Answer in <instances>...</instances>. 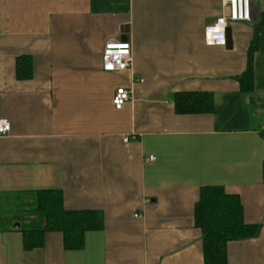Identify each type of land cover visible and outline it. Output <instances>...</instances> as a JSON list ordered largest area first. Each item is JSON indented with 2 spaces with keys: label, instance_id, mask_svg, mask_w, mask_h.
<instances>
[{
  "label": "crops",
  "instance_id": "0c3cea01",
  "mask_svg": "<svg viewBox=\"0 0 264 264\" xmlns=\"http://www.w3.org/2000/svg\"><path fill=\"white\" fill-rule=\"evenodd\" d=\"M223 14L220 0H0V264H203L194 206L206 186L238 196L260 227L227 243V264H264V0L228 45H206ZM109 40L130 43L128 71L102 70ZM18 57L31 59L28 80ZM118 88L131 99L115 110ZM182 93L211 94L213 111L176 114ZM41 190L61 191L67 211H99L102 230L81 250L60 233L25 250L21 231L43 220L23 211Z\"/></svg>",
  "mask_w": 264,
  "mask_h": 264
},
{
  "label": "trees",
  "instance_id": "16d2710c",
  "mask_svg": "<svg viewBox=\"0 0 264 264\" xmlns=\"http://www.w3.org/2000/svg\"><path fill=\"white\" fill-rule=\"evenodd\" d=\"M264 23V16L261 20ZM257 48V28L247 53L244 72L237 78L240 91L248 93L253 84V53ZM16 78L28 80L32 77V63L28 57L16 59ZM174 109L178 115L207 114L213 111V99L209 93H182L174 96ZM264 176V164H263ZM37 216L43 226L24 229L22 244L25 250L42 245L45 233H60L64 250H81L88 232L103 228V217L99 211H67L63 207V196L59 190H41L33 193V201L23 214ZM194 225L201 232L203 264H227L226 245L230 241L252 239L259 235L260 227L244 222L241 201L236 195H228L219 186L200 189L194 206Z\"/></svg>",
  "mask_w": 264,
  "mask_h": 264
},
{
  "label": "built area",
  "instance_id": "2783aa9c",
  "mask_svg": "<svg viewBox=\"0 0 264 264\" xmlns=\"http://www.w3.org/2000/svg\"><path fill=\"white\" fill-rule=\"evenodd\" d=\"M259 0H220L222 10H227L216 18L214 22L205 27L204 41L208 46H225L227 29L235 23H248L252 20L253 6ZM132 53L130 43L116 40L107 41L101 54V67L104 72H125L130 69ZM131 99V91L118 88L112 97V106L120 110ZM10 131L7 120H0V135H6ZM148 161H154L151 156Z\"/></svg>",
  "mask_w": 264,
  "mask_h": 264
},
{
  "label": "water",
  "instance_id": "95a60500",
  "mask_svg": "<svg viewBox=\"0 0 264 264\" xmlns=\"http://www.w3.org/2000/svg\"><path fill=\"white\" fill-rule=\"evenodd\" d=\"M226 44L227 45L229 44V28L227 29V32H226Z\"/></svg>",
  "mask_w": 264,
  "mask_h": 264
},
{
  "label": "rangeland",
  "instance_id": "374dc122",
  "mask_svg": "<svg viewBox=\"0 0 264 264\" xmlns=\"http://www.w3.org/2000/svg\"><path fill=\"white\" fill-rule=\"evenodd\" d=\"M7 210H9V209H7ZM10 210H11V208H10ZM12 210H15V209H12ZM16 211H17V213H18V208L16 209Z\"/></svg>",
  "mask_w": 264,
  "mask_h": 264
}]
</instances>
